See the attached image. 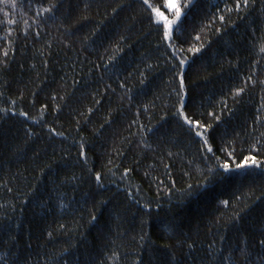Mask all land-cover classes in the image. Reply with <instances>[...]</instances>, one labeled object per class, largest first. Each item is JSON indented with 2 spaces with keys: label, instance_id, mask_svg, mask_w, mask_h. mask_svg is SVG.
I'll list each match as a JSON object with an SVG mask.
<instances>
[{
  "label": "trees",
  "instance_id": "obj_1",
  "mask_svg": "<svg viewBox=\"0 0 264 264\" xmlns=\"http://www.w3.org/2000/svg\"><path fill=\"white\" fill-rule=\"evenodd\" d=\"M238 2L200 0L171 48L142 0L0 3V264H248L229 253L264 232V173L187 197L216 160L174 114L186 59V112L219 117L216 156L264 160V0Z\"/></svg>",
  "mask_w": 264,
  "mask_h": 264
},
{
  "label": "snow or ice",
  "instance_id": "obj_2",
  "mask_svg": "<svg viewBox=\"0 0 264 264\" xmlns=\"http://www.w3.org/2000/svg\"><path fill=\"white\" fill-rule=\"evenodd\" d=\"M0 3H9V0H0ZM250 3V0H240L235 5V9L239 10L242 6L248 7ZM142 5L146 6V10L148 11V18L149 22L154 24L156 26L157 31L161 35V38L164 42H168V47H174V45L171 43V41L174 39L175 33L185 30V25L188 22V17L199 8L200 0H142ZM12 7H16L15 0H12L11 3ZM62 6V5H60ZM85 7H88V5H85ZM58 8V4L53 2L51 3L50 7H45L43 11L45 13H49V19L55 20L57 19V16L54 12L55 9ZM231 10V9H230ZM115 12V9H114ZM39 15V13H37ZM87 19V17H85ZM221 22L224 21V17H219ZM98 31V29H97ZM67 32L69 36H74L75 33L72 32L71 29H67ZM92 35H95V32L92 33ZM177 39L179 37H176ZM196 40H200V36L195 37ZM189 52L199 53L201 51V48H189ZM261 51L264 52V48H261ZM175 54V53H173ZM5 57L8 55L7 52L4 53ZM111 62V61H110ZM180 68L181 70L177 72V78H178V91L177 95L179 96V106L176 107L175 113L177 115L178 122H182V127H186V129L189 131L191 135H194L196 138H198V142L201 144V151L203 153H206L203 157V159L207 160L210 158H215L216 164L215 166H205L202 171H200V182L193 186V184L189 183L187 185V188L184 189V194L187 197L190 198H196L198 196L206 194L214 185H222V184H228L238 178H244L247 179L249 175H251V172L249 170L252 169H260L262 173H264V160H258L256 155H245L242 158L241 162H235L233 153L235 149L232 151L225 150V159L221 161V158L219 156H216V149H214L212 144V132L214 131L217 124H219L220 119L215 115V113H211L210 115L213 117L214 123H209L207 121H201L198 118H195L194 116H189L186 112V105H185V98L187 97L188 93L186 91V80H185V74L183 71L184 65L187 63L186 59H180ZM249 80H251V77H249ZM260 83L264 84V81H261ZM245 91L244 88H239L235 95L239 96ZM7 113V109H4ZM15 114V113H13ZM19 115L28 118V114L26 112H20ZM161 134L163 133L162 130H157ZM259 149L253 147L252 152H257ZM81 158H85V153L83 149L81 150ZM234 165V166H233ZM243 170V171H242ZM132 171V169H127L124 172V176H128L129 173ZM95 181L97 184H101L102 186V176L99 173L95 174ZM173 184H175V181H173ZM11 191V189H9ZM258 199V198H257ZM106 203V201L104 202ZM225 208L229 207V201L223 200L221 202ZM66 207V205H61V208ZM144 207L148 208L149 211L151 209L149 206L145 205ZM241 219L239 213H236L232 220L233 222L238 221ZM92 222H97L98 217L96 215L91 216ZM49 237L52 236V233H48ZM141 239L143 240L144 237L142 236ZM246 239V237L244 238ZM183 244H181V247ZM141 247H144L141 245ZM166 248H170V245H165ZM187 247L189 249H193V244H188ZM252 248H259L264 249V232L261 233L260 238L255 242L254 245L249 247L247 244H245L243 247L237 246V248L229 253L230 257L235 256L236 254H239V256L243 257L248 264H252L251 257L253 255ZM67 251V249H65ZM158 252L157 249L153 248L152 255H156ZM63 256L64 253H61ZM212 254L209 253V256ZM255 255L260 258V264H264V252L258 251L255 252ZM0 259H4V257H0ZM228 259V257L221 258V264H223V260ZM182 264V261L175 256L174 253H168L167 258L159 260V264ZM15 264H20V261L17 260ZM24 264H27V260H25ZM65 264H67V261H65ZM99 264H104L103 261H100ZM135 264H152V259L149 257L148 261H145L143 257H138L135 260Z\"/></svg>",
  "mask_w": 264,
  "mask_h": 264
}]
</instances>
